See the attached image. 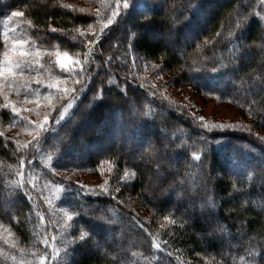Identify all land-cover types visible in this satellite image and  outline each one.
Masks as SVG:
<instances>
[{"label": "trees", "instance_id": "trees-1", "mask_svg": "<svg viewBox=\"0 0 264 264\" xmlns=\"http://www.w3.org/2000/svg\"><path fill=\"white\" fill-rule=\"evenodd\" d=\"M138 1L144 0H129L123 8L121 0L119 14L104 28V10L98 15L90 10L93 0L88 6L0 0V66L2 22L19 9L37 46L92 57L87 79L79 75L78 91L62 99L72 101L58 120L52 118L31 157L14 139L0 135V202L9 203H0V223L16 240L0 238V264H42L45 228L27 189L30 175L42 185L60 183L59 205L73 215L72 240L55 264H137L140 257L141 264H264V139L258 134L264 130V0H163L165 12ZM114 8V2L107 5V17ZM86 21L99 24L89 31ZM170 28L177 51L158 38ZM151 29L158 35L153 37ZM81 31L88 33L84 39L96 33L90 52L79 43ZM184 35L194 36L183 44ZM143 62L159 64L175 82L244 108L249 120L205 129L188 106L160 101L138 77L140 71H133ZM12 117L8 108L0 109L3 124ZM134 143L141 144L139 157ZM79 170H104L106 185L80 188L68 175ZM156 170L165 176L156 179ZM209 197L215 211L206 206ZM167 199L182 202L167 204ZM124 222L130 226H119ZM131 227L141 240L133 241ZM84 230L91 232L88 242L73 243V235ZM105 235L110 243L103 245ZM96 244L103 250H93ZM121 246L129 251L127 259L113 254Z\"/></svg>", "mask_w": 264, "mask_h": 264}, {"label": "rangeland", "instance_id": "rangeland-1", "mask_svg": "<svg viewBox=\"0 0 264 264\" xmlns=\"http://www.w3.org/2000/svg\"><path fill=\"white\" fill-rule=\"evenodd\" d=\"M65 2L69 3H78V4H84L88 6L87 0H64ZM89 1V0H88ZM94 5L90 4V10H104L102 12L103 21H106L107 17V5L110 6V3L114 2L116 3V0H93ZM139 3H142V5H149L151 4L156 5L158 8V5L162 7V11L165 12L167 10L166 5L163 4V0H144L138 1ZM102 8V9H101ZM14 12H23L21 9L16 10ZM13 12V13H14ZM13 13L6 17L2 22V34H3V42H4V50H3V56H2V62L1 66L4 65V53L7 51L9 55L14 56L15 53L12 52L11 48V40L12 39H23L26 41V44L24 45V50L30 51L34 54L39 51V56H35V60L31 65H25L23 68L24 75L23 77H20L19 75L16 77L17 81L19 83L17 84L16 88H13L11 81L8 77H0V109L3 108L2 106L8 102L14 103L17 108L21 109V111L16 114L12 113L11 109L8 108L11 111L12 117V123L9 124H3L2 120L0 119V133L7 139H14L15 142L19 141L20 146L25 150L29 157L33 155V151L35 149V145L37 144L36 131L33 130V127L29 125L30 121H40L43 122L44 115L49 116V122L45 126L44 130L39 133V140L44 136L46 133V130L48 129L49 125H51L52 118L56 116L54 122L56 119L58 120L64 113V104H68V102H71L72 100L67 99L63 102V98L66 95H61L60 92L57 91L56 88H48L46 85L48 83H59L60 89H63L64 87H73L75 85L72 84V78L68 76L66 72H63L59 68V64L57 63V55L56 53L59 52L61 55H63L65 52L68 53L72 59L79 60L80 65H84L86 68L85 72H82L81 74L84 76V79L86 80L89 73H88V67H89V60L92 62L91 54L87 56L85 53L81 52H75L72 50L64 49L65 47H54V48H42L40 46H37L29 37V34L26 33L24 24L22 21V17L14 16ZM101 15V16H102ZM111 16V15H110ZM105 23V22H103ZM133 22H127L121 26V30H127L129 26ZM99 24V22L97 23ZM96 25H92L91 30L93 31L97 28ZM157 25V24H155ZM159 25L156 26V28ZM96 27V28H95ZM148 28V27H147ZM83 30H87L86 28ZM151 35L157 36L158 34L155 33L154 29ZM146 31V30H145ZM5 33L8 34V41H5L4 35ZM195 35V34H194ZM187 36L184 35L179 41L183 44L188 43L193 36ZM175 35H170V33H166L164 35H159L158 38L163 39L174 51H177L178 47L172 40L174 39ZM250 53V52H249ZM257 55V53H255ZM26 59H32V57H28ZM38 60L39 62L36 63L35 61ZM117 61H122L121 58H116ZM80 65H73L74 70H79ZM136 65V64H135ZM137 70L140 71L139 76L143 78L144 80L148 81L151 85L152 89L156 91L158 94L160 101H166L171 103H181L186 106H188L192 113L195 115L196 119L201 123L200 117H204V122L208 125L212 124H224L228 122L233 121H242L244 120L245 124L249 120L248 113L244 108L236 107L235 105L224 101L221 97L217 95H210L205 94L197 91L192 85L187 83H178L175 82L171 77V73L167 71H163L161 69L159 64H149V63H142L140 66H134L133 71ZM127 72V75L129 77L134 76V72ZM137 75V74H136ZM83 76H77L75 77L77 80H80ZM60 78L57 80V78ZM65 78H67V83H65ZM39 80L41 83L37 84L36 81ZM27 81L26 87H19V84H24ZM134 81V80H133ZM85 82V81H84ZM255 90V89H254ZM253 90V92H254ZM50 96L51 99V106H49L48 98ZM7 97V99H5ZM39 101V103H36V101ZM40 113L38 115L37 113ZM59 113V114H58ZM247 120V121H246ZM258 134H261L262 138L264 139V130H259ZM174 135V134H173ZM27 144L28 147L25 149L24 145ZM131 145V144H130ZM135 147V153L136 157L140 154L141 151V144L134 143L132 145ZM131 146V147H132ZM130 149V148H128ZM128 151V150H127ZM128 153V152H127ZM66 158H68L66 156ZM167 159L171 160V154L166 156ZM166 162L168 168L169 161ZM136 163H139L140 159H134ZM171 163V162H170ZM147 164V163H146ZM243 166L248 165L247 162L243 163ZM158 170V167H156ZM156 170V171H157ZM170 170V169H167ZM155 171V177L156 179L163 178L165 174L162 172H156ZM170 172V171H169ZM107 172L102 170L101 172L93 173L89 170H79L76 171L73 174V180L80 183L81 185H86L87 188H85L86 191H93L96 189H102L101 186L106 185L107 181ZM40 184V185H39ZM59 185H52L50 182L43 183L38 181L37 177L30 175L27 182V189L29 191V195L32 198V200L35 203V206L37 207V210L39 214L41 215V218L43 220V225L45 228V239H44V248L45 253L43 254L42 264H55L54 261L57 260L59 255L64 251L66 248L65 246L69 245L71 242V230L73 228V219L70 221L68 220V216H73L66 207L59 205V200L61 197V185L60 183H57ZM263 184H261L262 186ZM264 186V185H263ZM61 189V190H60ZM3 202V201H2ZM0 202V203H2ZM167 204L169 203H177L180 205L182 202L181 200L177 199H167ZM5 205L9 204L8 202H3ZM2 203V204H3ZM138 204V203H137ZM193 214H190L189 222L191 225H193ZM123 229L126 227H129L130 224L127 223H121L119 224ZM132 228V227H131ZM132 231L136 234H131L132 238H134L133 241H139L141 238H139V234H137L136 231L132 228ZM217 236L221 237V232L216 233ZM122 234L117 235V239ZM244 236V233L242 234H236L235 237H238L239 239ZM0 238L4 239L7 242H10L14 244L16 240H14V235L12 232L8 230L6 226L0 223ZM110 243L109 237L107 235L104 236L103 239V245ZM229 244L230 242H226V244ZM103 245H95L93 247V250L100 251L103 250ZM125 247H118L113 251V254L123 256L124 258L129 257V251H125ZM124 252V253H123ZM137 264H141L142 261H144L143 258H136L135 259ZM134 263V261H132ZM135 264V263H134Z\"/></svg>", "mask_w": 264, "mask_h": 264}, {"label": "snow or ice", "instance_id": "snow-or-ice-1", "mask_svg": "<svg viewBox=\"0 0 264 264\" xmlns=\"http://www.w3.org/2000/svg\"><path fill=\"white\" fill-rule=\"evenodd\" d=\"M122 6L123 8H127L129 7V0H122ZM65 7H70L68 5H65ZM121 7V0H116L115 3V8L113 9L111 16L106 17V23L103 24L104 28H107L109 25H111L113 23V19L114 17H116L119 14V9ZM81 11H83V9H81ZM100 12L99 9H96V14L98 15ZM14 16L17 17H23L25 14L23 12H14L13 13ZM87 24V27L89 30H91L92 28V24L89 22H85ZM239 27V25H238ZM50 31L52 32H56L58 31V29L56 28H50ZM169 33L170 35H174L173 30L170 28L169 29ZM133 39H135L136 34L132 33L131 34ZM217 36L220 35V33H216ZM229 35L231 36L232 33L230 32ZM79 36L81 37L79 43L81 45V47H84L85 49H87L89 52L91 51V49L88 48L89 45H93L95 44L96 41V33L93 32L90 38L84 39L85 37H88V33L87 32H79ZM4 39L5 41H8L9 37L8 34L5 33L4 35ZM26 44V41L23 39H12L11 40V48H12V52L15 53L14 56L9 55V53L7 51H5L4 53V65L3 67H0V77H8L11 81V84L13 86V88H16L17 84L19 83V81H17L16 77L19 75L20 77H23L24 72H23V68L25 65H31L33 63V61L35 60V56H39V51L37 50V52L35 53V56L32 52L30 51H26L24 50V45ZM240 47L239 45L237 46V48L235 49V51H239ZM87 54V53H86ZM57 55V63L59 64V68L63 71L66 72L68 74L69 77L72 78V84L76 85V84H81L82 81L77 80L75 77L79 76L82 72L86 71V68L84 65H80V61L79 60H73L72 57H70L68 55L67 52H65L63 55H61L59 52L56 53ZM28 57H32V59H26ZM238 59V57H237ZM36 63H38L39 61L36 60ZM80 65L79 70H74L73 65ZM214 72L217 71L216 68L212 69ZM60 78L58 77L57 80H59ZM37 84L41 83V81L37 80L36 81ZM65 83H67V78H65ZM27 86V81L24 84H19V87H26ZM46 87L48 88H56L58 92L61 93V95H69V94H75L78 91V88H76L75 86L73 87H64L63 89H60L59 83H48L46 85ZM74 98V95H73ZM5 99H7V97H5ZM48 102H49V106H51V99L50 96L48 98ZM36 103H39V101L37 100ZM2 107L4 108H10L12 113H16L18 114L21 109L17 108V106L14 103L8 102L6 104H4ZM38 115H40V113H37ZM59 114V113H58ZM62 115V114H60ZM201 121L202 126L205 129H209V128H232L235 127L234 125H224V124H212V125H208L207 123L204 122V117H200L199 118ZM49 122V116L48 115H44V119L43 122L40 121H30L29 125L33 127V130L36 131L37 136H36V141L35 142H39V133L41 131L44 130L45 126L48 124ZM250 131V129H249ZM0 135H2V133H0ZM17 144H20L19 141H16ZM25 148L28 147L27 144L24 145ZM195 159L200 160L201 157L200 156H196ZM22 175V173H21ZM247 175V173H246ZM80 188H87L86 185H78ZM103 188V186H101ZM105 192H107V189H104ZM206 206L215 211L216 208V204L214 199H212L211 197H209L206 201ZM73 216H68V220H72ZM217 227H219L221 230H223V225L220 224L219 221H217ZM91 238V232L89 230H84L82 232H80L78 235L74 234L73 235V243L79 242L81 244H86L88 242V240ZM157 248L160 247L159 244L156 245Z\"/></svg>", "mask_w": 264, "mask_h": 264}]
</instances>
